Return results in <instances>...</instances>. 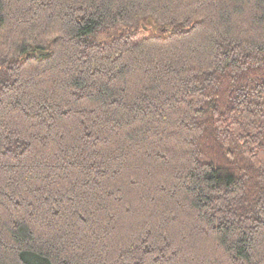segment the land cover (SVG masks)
<instances>
[{"label": "trees", "instance_id": "obj_1", "mask_svg": "<svg viewBox=\"0 0 264 264\" xmlns=\"http://www.w3.org/2000/svg\"><path fill=\"white\" fill-rule=\"evenodd\" d=\"M0 264H264V0H0Z\"/></svg>", "mask_w": 264, "mask_h": 264}, {"label": "water", "instance_id": "obj_2", "mask_svg": "<svg viewBox=\"0 0 264 264\" xmlns=\"http://www.w3.org/2000/svg\"><path fill=\"white\" fill-rule=\"evenodd\" d=\"M38 54H46V52H41V51H40V52H38Z\"/></svg>", "mask_w": 264, "mask_h": 264}]
</instances>
